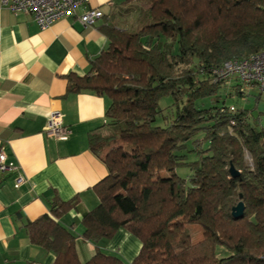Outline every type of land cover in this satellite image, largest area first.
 I'll return each mask as SVG.
<instances>
[{
  "label": "trees",
  "instance_id": "obj_1",
  "mask_svg": "<svg viewBox=\"0 0 264 264\" xmlns=\"http://www.w3.org/2000/svg\"><path fill=\"white\" fill-rule=\"evenodd\" d=\"M121 5L118 17L107 15V45L88 73L66 75L67 92L106 97L108 125L117 129L88 139L107 175L93 185L98 204L82 215L81 238L97 242L123 228L140 249L130 262L97 247L81 261L77 235L59 221L78 196L53 197L48 213L19 226L54 254L52 264H264V125L226 102L246 99L244 85L210 76L227 60L264 52V0ZM240 195L244 211L234 218ZM189 225L200 227L201 239L191 240Z\"/></svg>",
  "mask_w": 264,
  "mask_h": 264
},
{
  "label": "crops",
  "instance_id": "obj_2",
  "mask_svg": "<svg viewBox=\"0 0 264 264\" xmlns=\"http://www.w3.org/2000/svg\"><path fill=\"white\" fill-rule=\"evenodd\" d=\"M121 1L89 0L78 13L94 7L104 17L87 28L73 15L40 29L31 15L0 5V147L13 165L0 171V264H52L54 254L32 244L19 225L48 213L53 197H79L59 219L77 235L78 256L88 257L97 247L130 262L140 249L139 239L123 228L96 243L81 238L82 215L98 204L93 185L107 175L88 139L109 129V101L88 91L67 92L66 79L88 73L107 45V15L120 13ZM54 111L71 131L67 139L46 134ZM18 176L23 181L16 186Z\"/></svg>",
  "mask_w": 264,
  "mask_h": 264
},
{
  "label": "built area",
  "instance_id": "obj_3",
  "mask_svg": "<svg viewBox=\"0 0 264 264\" xmlns=\"http://www.w3.org/2000/svg\"><path fill=\"white\" fill-rule=\"evenodd\" d=\"M89 0H0V5L14 13H25L32 16L40 29H45L57 20L76 15L82 28L90 27L104 17L100 8L90 7L78 13ZM213 82H226L232 79L244 86L253 85L259 91H264V52L251 53L248 56L227 60L220 66L212 68L210 73ZM234 110V107H230ZM70 129L62 123L61 115L54 111L49 115L46 134L49 137L64 140L70 134ZM13 168L7 163L6 154L0 147V171ZM23 181L21 176L16 179L18 186Z\"/></svg>",
  "mask_w": 264,
  "mask_h": 264
},
{
  "label": "rangeland",
  "instance_id": "obj_4",
  "mask_svg": "<svg viewBox=\"0 0 264 264\" xmlns=\"http://www.w3.org/2000/svg\"><path fill=\"white\" fill-rule=\"evenodd\" d=\"M226 85H229V83ZM227 87L228 86H226V87L224 86L223 88L229 92L230 88H227ZM244 88H245V93H246L245 94L246 99L236 98L235 96H233V97L227 98L226 102L227 103L233 102L239 108H246V109L250 110L252 116L253 117H259L261 124L264 125V91H259L257 87L252 86V85H247ZM223 93H224V91H223ZM209 99H211V98H206L205 100H203V102H207V101L209 102ZM201 102L202 101H198L199 104ZM169 104H171V99L169 97L162 98L159 101V105L161 108L167 107V106H169ZM165 109L166 108H163V111ZM155 123H156V121H155ZM108 128L109 129H106L103 132L104 133H115L117 131V129L111 125L108 126ZM188 172H189V170L186 167H180V168L176 169V173L182 177L186 176ZM238 201H239V199H236L233 202V205H235ZM187 230L190 233L192 241H197V240L201 239V230H200V227L198 225H189L187 227ZM90 242L93 243L94 241H90ZM94 243H96V242H94ZM221 253L223 254V252H219V254H221ZM78 257L81 261L85 262V261L90 259L91 255H88V257H84V258L80 257V255Z\"/></svg>",
  "mask_w": 264,
  "mask_h": 264
},
{
  "label": "water",
  "instance_id": "obj_5",
  "mask_svg": "<svg viewBox=\"0 0 264 264\" xmlns=\"http://www.w3.org/2000/svg\"><path fill=\"white\" fill-rule=\"evenodd\" d=\"M229 174L231 177H235L239 174V171L237 169H235L233 166H230L229 167ZM244 207H245V205H244V202L241 199V195H240L239 201L231 207L230 212H231L232 217H234V218L241 217L243 214V211H244Z\"/></svg>",
  "mask_w": 264,
  "mask_h": 264
}]
</instances>
